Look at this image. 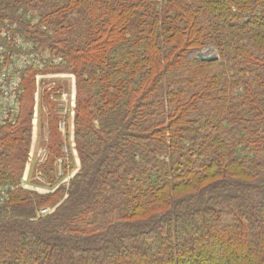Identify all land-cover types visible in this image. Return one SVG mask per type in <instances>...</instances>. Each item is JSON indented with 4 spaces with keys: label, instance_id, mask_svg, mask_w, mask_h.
I'll return each mask as SVG.
<instances>
[{
    "label": "trees",
    "instance_id": "1",
    "mask_svg": "<svg viewBox=\"0 0 264 264\" xmlns=\"http://www.w3.org/2000/svg\"><path fill=\"white\" fill-rule=\"evenodd\" d=\"M4 14L75 75L80 166L0 208V264H264V0H0ZM17 125L0 128L1 176Z\"/></svg>",
    "mask_w": 264,
    "mask_h": 264
},
{
    "label": "rangeland",
    "instance_id": "2",
    "mask_svg": "<svg viewBox=\"0 0 264 264\" xmlns=\"http://www.w3.org/2000/svg\"><path fill=\"white\" fill-rule=\"evenodd\" d=\"M17 15L23 16L24 19L29 18V20L34 15L31 26H37L41 30L45 29L44 25L42 27L39 25L40 17L35 15L32 9L21 8L17 11ZM0 20L12 28V46L22 52L29 45L37 44L35 46L37 49L33 47L31 52H36L40 56L38 61H41L39 67L31 69L27 76L25 73L23 76L24 94L21 99V120L18 127L12 130L19 139L15 144L12 143V146L5 148L6 151L3 152L4 157L9 161L15 158V164L12 165L14 172L11 176L9 174L0 175V184L10 187L11 192L8 194L9 201L0 206L1 208L12 201L13 194L19 190L45 195L53 193L60 184L68 187L71 179L79 170L80 160L75 141L77 114L75 75L66 69L67 62L63 55L46 46L45 41L43 44L40 39L27 36L22 31L21 25L12 21L6 14L1 16ZM207 52L213 53L210 56H217L216 51L211 48L195 52L193 56L198 57V53L209 56ZM43 64H46V67L42 68ZM4 127L6 126L0 128ZM25 127L27 131L21 134ZM60 146L61 151L58 152ZM20 149L25 150L22 152ZM55 153L60 155L56 156ZM51 163H53L52 167ZM50 168L51 176L55 178L54 181L58 182V185L49 182L48 170ZM53 200L55 198L39 208L33 219L36 220L52 213L57 208ZM45 208H48L47 212L42 213L41 209Z\"/></svg>",
    "mask_w": 264,
    "mask_h": 264
},
{
    "label": "built area",
    "instance_id": "3",
    "mask_svg": "<svg viewBox=\"0 0 264 264\" xmlns=\"http://www.w3.org/2000/svg\"><path fill=\"white\" fill-rule=\"evenodd\" d=\"M11 40L12 28L0 20V127L16 126L20 122L24 73L27 76L31 69L41 65V61H38L40 56L36 52H31L33 47L37 49L35 47L37 44L29 45L19 52L12 46ZM41 67H46V64ZM23 186L26 187L24 183ZM9 192L10 187L0 184V206L9 201ZM47 209H41V212L46 213Z\"/></svg>",
    "mask_w": 264,
    "mask_h": 264
},
{
    "label": "water",
    "instance_id": "4",
    "mask_svg": "<svg viewBox=\"0 0 264 264\" xmlns=\"http://www.w3.org/2000/svg\"><path fill=\"white\" fill-rule=\"evenodd\" d=\"M198 58L202 61H215L217 56H205L203 53H198Z\"/></svg>",
    "mask_w": 264,
    "mask_h": 264
},
{
    "label": "clouds",
    "instance_id": "5",
    "mask_svg": "<svg viewBox=\"0 0 264 264\" xmlns=\"http://www.w3.org/2000/svg\"><path fill=\"white\" fill-rule=\"evenodd\" d=\"M206 54L211 55V54H213V53H212V52H207Z\"/></svg>",
    "mask_w": 264,
    "mask_h": 264
}]
</instances>
